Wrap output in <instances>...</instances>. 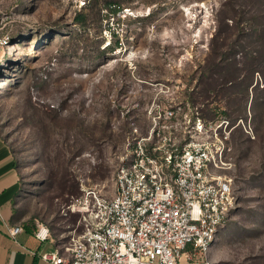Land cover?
<instances>
[{"label":"rangeland","instance_id":"1","mask_svg":"<svg viewBox=\"0 0 264 264\" xmlns=\"http://www.w3.org/2000/svg\"><path fill=\"white\" fill-rule=\"evenodd\" d=\"M2 38L21 227L69 246L82 227L63 207L87 188L112 195L131 137L171 105L173 135L198 117L223 150L237 203L207 257L264 264V0H0Z\"/></svg>","mask_w":264,"mask_h":264},{"label":"built area","instance_id":"2","mask_svg":"<svg viewBox=\"0 0 264 264\" xmlns=\"http://www.w3.org/2000/svg\"><path fill=\"white\" fill-rule=\"evenodd\" d=\"M0 39V53L6 45ZM171 105H157L142 137H131L115 177L114 193L87 188L63 207L82 232L69 246L40 254L49 264H213L207 257L236 207L231 179L224 175L223 150L204 135L200 118L181 136L166 121ZM10 227L11 239L22 232ZM52 241L48 228L34 230ZM76 229L73 230L75 232Z\"/></svg>","mask_w":264,"mask_h":264},{"label":"crops","instance_id":"3","mask_svg":"<svg viewBox=\"0 0 264 264\" xmlns=\"http://www.w3.org/2000/svg\"><path fill=\"white\" fill-rule=\"evenodd\" d=\"M21 193L15 158L0 137V264H49L40 258V254L53 250L55 243L39 241L34 235L35 231H27L25 227H22L16 240L9 236L8 229L19 225L16 208Z\"/></svg>","mask_w":264,"mask_h":264},{"label":"trees","instance_id":"4","mask_svg":"<svg viewBox=\"0 0 264 264\" xmlns=\"http://www.w3.org/2000/svg\"><path fill=\"white\" fill-rule=\"evenodd\" d=\"M119 46H118V44L116 45V48H118ZM25 227V229L28 231V230H31L30 228H29V226H24Z\"/></svg>","mask_w":264,"mask_h":264}]
</instances>
